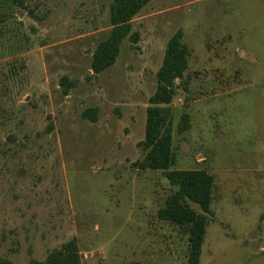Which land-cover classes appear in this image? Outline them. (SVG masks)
<instances>
[{
	"label": "rangeland",
	"instance_id": "rangeland-1",
	"mask_svg": "<svg viewBox=\"0 0 264 264\" xmlns=\"http://www.w3.org/2000/svg\"><path fill=\"white\" fill-rule=\"evenodd\" d=\"M112 3L6 10L0 256L44 261L76 239L82 264H188L187 234L159 217L176 187L163 170L134 165L167 42L183 28L190 63L171 104V169L215 178L200 264H264V0H149L132 20L139 40L126 37L116 62L95 73ZM221 76L233 79L214 82Z\"/></svg>",
	"mask_w": 264,
	"mask_h": 264
},
{
	"label": "trees",
	"instance_id": "trees-1",
	"mask_svg": "<svg viewBox=\"0 0 264 264\" xmlns=\"http://www.w3.org/2000/svg\"><path fill=\"white\" fill-rule=\"evenodd\" d=\"M149 0H113L111 6V32L98 45L93 55L92 68L100 73L113 65L120 52L121 43L129 37L139 40L138 33H132V20L143 4ZM10 6L25 7L26 0H0V47L3 44L4 23L9 17ZM188 70V48L183 41V31L177 30L169 39L163 62L157 72L158 85L149 98L144 139L139 142L144 156L134 165L141 170H163L167 180L176 190L167 196L165 205L159 210V217L178 225L188 236L187 263L200 264L202 244L211 215V202L215 187L214 175L203 169H171L175 163L173 150L172 102L177 93V80L183 79ZM66 78L62 80L66 85ZM64 89L67 94L70 86ZM90 111L85 112V116ZM182 129L189 126L187 115H182ZM180 128V129H181ZM199 206L200 211L191 206ZM0 264H14L0 256ZM28 264H82L76 239L65 242L51 251L44 261L32 260Z\"/></svg>",
	"mask_w": 264,
	"mask_h": 264
},
{
	"label": "crops",
	"instance_id": "crops-1",
	"mask_svg": "<svg viewBox=\"0 0 264 264\" xmlns=\"http://www.w3.org/2000/svg\"><path fill=\"white\" fill-rule=\"evenodd\" d=\"M179 29H181L182 31H183V41H184V37L186 36V32L184 31V29L183 28H179ZM178 29V30H179ZM177 31V30H176ZM175 31V32H176ZM174 32V33H175ZM173 33V34H174ZM172 34V35H173ZM171 38V37H170ZM169 38V39H170ZM169 41V40H168ZM168 43V42H167ZM185 44H186V46H187V48H188V69H189V57H190V49H189V47H188V45H187V43L186 42H184ZM167 46V45H166ZM166 50V49H165ZM121 53V52H120ZM120 55V54H119ZM119 57V56H118ZM208 57H210V56H208ZM164 58V57H163ZM188 71V70H187ZM228 78H230V79H233V78H231V77H223V76H221V77H215V80H214V82H216V83H219V84H221V83H225L227 80H229ZM238 82V81H237ZM237 87H233V88H231V89H227V88H220V89H217V90H215L214 92H212V94L210 95V97L211 98H213V99H216V98H218V97H222V95H224V96H226L227 94L228 95H230L235 89H236Z\"/></svg>",
	"mask_w": 264,
	"mask_h": 264
}]
</instances>
